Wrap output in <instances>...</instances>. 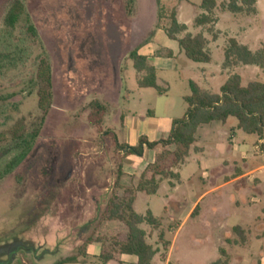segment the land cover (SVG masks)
Masks as SVG:
<instances>
[{
  "label": "rangeland",
  "instance_id": "1",
  "mask_svg": "<svg viewBox=\"0 0 264 264\" xmlns=\"http://www.w3.org/2000/svg\"><path fill=\"white\" fill-rule=\"evenodd\" d=\"M12 1L0 0V53H7L10 60L0 74V97H5L0 98V169L9 159L2 153L12 145L13 132L21 135L39 128V136L26 160L0 179V264H52L77 254L95 233H101L96 239L103 241L107 253L109 226L102 220L122 165L123 156L113 140V130L122 114V97L128 91L133 97L129 110L136 115L150 110L151 125L164 130L172 120L183 117L187 108L183 97L190 93L189 72L172 58L151 63L162 93L139 89L129 74V51L145 48L153 39L159 43L155 38L157 28L168 27L173 9L179 13V21L194 32L193 19L203 12L199 8L202 0H161V10L155 0H24L37 39L26 34L22 22L10 32L4 31L3 17ZM230 1L217 0L212 13V17H219L216 29L223 34L215 32L214 24L200 31L209 42L214 36L224 40L231 50L228 55L225 52L226 65L231 68L237 65L226 33L246 27L240 18L251 12L245 7L232 12ZM224 12L235 15L239 23L228 19ZM263 14L253 20L251 31L243 39L258 55L260 64H248V70L243 71L244 82L264 79ZM158 55L165 52L159 51ZM43 58L50 64L52 77V99L45 114L38 107L41 84L37 80L38 64ZM95 102L103 107L102 112L92 106ZM98 119L99 123L93 125L91 120ZM236 124L235 119H229L230 126ZM215 125L221 129L220 124ZM234 132V145L253 156L257 138L236 128ZM158 134L161 137L163 132ZM202 134L203 130L198 131L195 146L205 147L206 158L191 149L179 169L183 178L179 194L187 191L188 184L196 185L200 193L204 191L218 168L208 163L210 159L229 161L226 140L221 148L213 140H204ZM255 153L263 156L264 164V148L257 146ZM237 166L245 169L240 161ZM203 172L208 175L207 180L202 179L204 184L200 180ZM187 178L191 180L186 182ZM165 189H169L166 182L159 193L139 196L135 205L137 214L149 209L162 220L163 227L170 224L172 213L170 203L166 204L169 212H164V194L172 191L165 193ZM186 199L185 207L191 202L190 197ZM258 231L263 233L260 250L264 255V226ZM120 235L122 239L125 231Z\"/></svg>",
  "mask_w": 264,
  "mask_h": 264
},
{
  "label": "crops",
  "instance_id": "2",
  "mask_svg": "<svg viewBox=\"0 0 264 264\" xmlns=\"http://www.w3.org/2000/svg\"><path fill=\"white\" fill-rule=\"evenodd\" d=\"M253 8L255 10L254 13L240 18L241 21L246 23V27L240 26L238 32L226 33L227 41L228 39H234L238 45L246 47L252 54L254 52L243 39L244 36L251 31L253 20H255L260 13L263 14L264 0H257ZM204 13L203 11L202 14ZM222 14L227 15L228 19L235 23H239L235 15L229 12H224ZM178 15L179 13L176 10L177 22L185 26L187 34H202L200 31L201 27L191 32L187 25L179 21ZM214 19L216 20L213 23L215 32L223 34L222 31L216 29L219 20L216 14L214 15ZM262 20L264 22V14ZM184 35H186V33ZM184 35L180 37L177 36V38H181ZM202 36L206 41L205 49L209 53L211 59L207 64L194 63L188 60L179 48L177 42L167 38L163 27L157 28L155 33V38L160 40L159 43L154 42L153 39V42L151 41V43L145 45V48H133L131 51L135 50L137 55L145 57L147 63L154 69L155 67L151 64L152 62H157L164 58L178 60L191 76L187 84L189 81H192L200 89L209 94H218L220 87L232 75H238L241 78L242 85H246L248 82H244L243 71L248 70L247 68H249V65H240V63H237L234 64L237 66L230 68L225 62L227 44L224 43V40L221 39L220 36H218V38L214 36L215 39L209 42L205 34H202ZM221 40L223 43L218 45ZM131 51H129V53ZM159 51H164L165 55H158ZM129 61V74L133 76L137 85V78L142 74H137L133 68L132 61L130 59ZM195 64L202 65L197 66ZM255 81L264 84V79ZM156 85L159 87L157 76ZM131 100H133L132 95L126 91L122 97L123 109L120 116V123L113 130V136L117 144L134 147L138 145L141 139L149 143L167 139L174 120H172L170 125L164 130L157 125H151L150 122L153 119L152 112L148 110L146 113L136 115L135 112L129 110ZM125 105L127 109L124 108ZM229 119H227L225 123L212 122L200 125L194 136L195 141L189 150L190 152L191 149H194V151L199 152L202 157L206 158L205 147L195 146L197 143V133L200 130H203L202 137L204 140H213L215 143L219 144L221 148V143L223 141L225 142V140L229 145L226 149L228 155H230L229 161L209 160V164L217 165L218 168H215L210 183L208 185L205 184L206 188L204 191L200 193L199 189L195 187L196 185L188 184L189 187L187 191H183L179 194V186L181 182H183L179 169L186 163L189 152L183 164L174 170V172L178 174V180L162 179L159 182L155 194L159 193L164 182L169 185V189H165L164 192L167 193L172 190L169 195L164 194V212H169L166 204L170 203L169 207L172 213L170 215L171 222L166 227H163L162 220H160L161 225L158 229H152L147 225L145 227V224L140 225V228L146 232L147 242L156 251L151 264H213L216 261L224 262V264H264V255L260 250L263 233L258 231L264 226V173H260L261 170L264 171V164H262L263 156L255 153L257 146L264 148V138L258 139L254 135L257 138V141L253 145L254 154L253 156L248 155V153L241 150L239 146L234 145V129L236 128L238 131L242 130L237 128V124L235 126H230ZM215 124H220L221 129ZM151 126H153L152 129ZM160 131L163 132L161 137L159 136L160 134H158ZM217 133H219V135H217ZM218 138H220V140H218ZM163 150L172 149L170 146L163 148L161 145H157L153 149L143 147L141 156H125L124 152L120 151L123 158L116 180L119 188L116 186L114 190L116 194L120 195L123 191L122 188L136 187L140 181L141 174L146 170L148 165L154 162L155 156ZM238 161L244 164V170H241V168L237 166ZM220 163L222 164L221 167H219ZM138 171L139 173L137 174ZM257 173H260V175H257ZM202 179H208L206 172L202 173L200 179L202 184H204L205 181ZM190 180L191 179L187 178L186 182ZM139 196L147 197V194L143 192L135 193L132 204L135 212V205ZM189 197L191 198V202L185 207L184 202L187 200L186 198ZM147 205L148 204H146V207H148ZM147 212L151 213V211L147 209L146 212L140 214V216H144ZM175 214H177L176 219L173 218ZM106 224L109 226V234L118 228V225L112 222H107ZM119 229V234L122 230L125 231L122 228ZM96 235L98 236L99 233H95L91 236V240H89V238L86 239L85 245L77 253L79 256H77V254L69 255L58 260L75 256L77 259L75 264H89L88 261H85L88 259L100 264L97 259L101 254H106V252L103 248V243L97 242ZM125 235L122 239L120 238L121 235H119V241H124ZM159 235L162 237L161 240H159ZM150 239L154 241L151 242ZM156 240L159 241L158 244H155ZM163 244H166V246L163 247ZM107 253L110 252L108 251ZM136 262L137 259L134 256L119 255L118 257H114L107 264H136Z\"/></svg>",
  "mask_w": 264,
  "mask_h": 264
},
{
  "label": "trees",
  "instance_id": "3",
  "mask_svg": "<svg viewBox=\"0 0 264 264\" xmlns=\"http://www.w3.org/2000/svg\"><path fill=\"white\" fill-rule=\"evenodd\" d=\"M237 1L239 5H237ZM257 0H232L228 8L232 12L242 11L245 7L247 12L254 13V5ZM157 7L161 10V0H155ZM217 0H202L199 8L204 14L197 15L193 19L195 28L211 25L215 22L212 17L213 11L217 8ZM160 19V16L158 15ZM168 27L163 30L169 40L176 41L184 56L194 63L207 64L211 61L209 53L205 49L206 41L202 34H186L181 38L177 35L185 31V26L178 24L176 19V10H171L168 17ZM22 22L27 35L37 39V31L31 21L30 15L26 11L24 0H13L3 17V29L10 32L16 25ZM230 49L234 51V64L242 63L244 65L256 64L257 54H252L246 47L240 46L234 39L227 41ZM231 50L227 49V55ZM129 59L132 61L133 68L137 74H142L137 78L139 88H152L158 94L162 90L156 85L155 69L147 63L145 57L137 55L133 50L129 53ZM10 60L7 53H0V74L2 70L9 65ZM37 80L41 84L38 91V107L44 112L48 111L52 99V77L51 68L47 58L40 59L37 68ZM189 95L183 98L187 108L182 118L174 120L172 129L167 139L149 143L140 140L134 147L118 145L115 137L113 140L117 149L124 152V155L141 156L143 147L153 149L157 145L161 147L170 146L172 150H163L155 156L152 164L148 165L141 174L138 185L134 188H122L123 191L114 195L108 201L104 212L102 222H112L118 225V228L109 234L110 238L106 242L110 253L101 254L98 258L100 264H107L114 257L119 255L134 256L137 259L136 264H151L156 251L147 242L146 232L140 228L141 224H146L152 229H158L161 225L160 219L155 218L150 212L144 216L138 215L132 207L136 192H143L147 195L156 193L159 182L162 179L178 180V174L174 172L183 164L188 152L195 141V133L200 125L212 122L225 123L227 119L234 118L237 121V128L247 135H255L258 139L264 138V84L254 81L242 85L241 78L238 75H232L220 87L218 94H209L200 89L192 81L188 82ZM1 98V97H0ZM2 97L1 100H4ZM92 106L102 112L103 107L95 102ZM93 125L99 123V119L91 120ZM39 136V128L31 132L18 135L17 131L12 133V145L3 150L2 155H9V159L3 163L0 169V179L12 173L32 151ZM2 137L0 135V142ZM118 187V184L115 183ZM122 228L125 230V240L119 241V232ZM236 230V229H234ZM99 236H102L99 233ZM89 238V240H91ZM162 237L159 235V240ZM97 242L103 241L96 239ZM166 244H163L165 247ZM77 259L71 256L56 261L53 264H75ZM213 264H224L216 261Z\"/></svg>",
  "mask_w": 264,
  "mask_h": 264
}]
</instances>
